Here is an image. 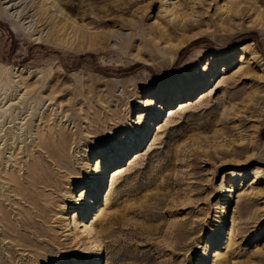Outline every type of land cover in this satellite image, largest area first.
<instances>
[{
    "label": "rangeland",
    "instance_id": "374dc122",
    "mask_svg": "<svg viewBox=\"0 0 264 264\" xmlns=\"http://www.w3.org/2000/svg\"><path fill=\"white\" fill-rule=\"evenodd\" d=\"M57 1L60 35L0 4V203L63 245L0 226V261L264 264V0Z\"/></svg>",
    "mask_w": 264,
    "mask_h": 264
},
{
    "label": "bare ground",
    "instance_id": "6f19581e",
    "mask_svg": "<svg viewBox=\"0 0 264 264\" xmlns=\"http://www.w3.org/2000/svg\"><path fill=\"white\" fill-rule=\"evenodd\" d=\"M0 4H2V5L6 4L5 9L8 10L9 15L11 17L20 18L19 19L20 21L21 20L26 21V19H28L30 17L34 18V16L35 17L37 16L38 17L37 22L38 23L41 22L42 25H44V24L48 23L49 20H51L53 17L64 16L63 18L58 19L52 26V29L54 31H56V34H58V35H60L61 33L65 34V32L67 31V28H68L66 25L67 22H73V25L77 23V19L74 18L57 0H38V1H36V0H0ZM35 7H36L35 13H33V15H30L31 14L30 12L32 10H34ZM12 10H15V11L11 12ZM167 13L171 14V16H174L175 19H180V15H181L180 12L173 13L170 10L169 11L167 10ZM109 20H111V19H109ZM30 21L32 22V19ZM23 22H21V23H23ZM11 24H13L16 27L15 29L18 30L19 26L17 27V25H15L16 22H11ZM186 27H187V25L185 24V26L183 28H186ZM148 35H150V33ZM164 36H165L164 38L169 37L167 30H166ZM70 37H72V36L70 35ZM144 39H145V42H148L147 38H144ZM149 39H151L153 41L152 38L149 37ZM14 70H16V68ZM16 98H17L16 94L12 93L10 95V97H8L6 99L7 102H11L10 105H11L12 109L14 110V112L18 108L17 105L19 104L16 101ZM23 101H24V99H23ZM2 113L3 112L0 110V114H1L0 118L4 117L2 115ZM10 117H12L14 120H16L17 118H20V117H18V115H15V114L14 115L12 114ZM47 135L51 136V133H48ZM39 146L42 147L41 142H40ZM12 149H14V148L11 147V150ZM17 149H20V147L15 148V151ZM65 149H67V145H65ZM34 162H36L35 165H37V163H38V165H39V166H37L38 170L35 173H32V168L30 167L25 172L26 176L31 179V181L30 180L28 181L25 178L27 180V183L29 182L30 185L33 186V188H34L33 191L37 190L38 188H41L42 186L56 187L59 183V179H58L59 176H57V174L54 173V170L51 169V167L48 164L47 165L44 164V162L40 158L39 154L33 160V163ZM33 163H31V164H33ZM35 165L34 166L32 165V166L35 168L36 167ZM104 171L106 172L107 170H104ZM4 176L9 180V182L7 183L9 188L7 187L6 190L11 191L13 189L16 191V190L21 189V186L24 187L23 186L24 183H22L21 180H19L20 178L15 172L5 171ZM4 188H5L4 185L0 186V195L6 196V192L3 191ZM6 201H8V200H6ZM90 203L91 202H89V204ZM15 204H16V202H14V200L13 201L10 200L9 202H5V203H0V226L3 228L1 230L2 231L1 232L2 237L6 238V237H11L13 235L9 230H7V227H10L12 229V231L17 232L18 236H20V237H24L23 234H24V232H26V229L28 230L30 228H33V229L37 230V232L40 234L39 236L45 235L49 238L48 240H43L41 242L43 249L51 250V249L55 248V245H58V244L63 245V243L60 241V236L56 232H49L47 234L44 231L43 225L39 221H37L34 218V216L31 213H29L28 210H26V209L19 212L23 216L21 219V227L22 228H18L17 230H15V225L12 222V218H11V210L9 209V206L14 207L13 205H15ZM15 208H18V207L15 206ZM34 241H35V239H34ZM34 241L29 240V243H30L29 246L33 245L36 242V241L35 242ZM71 241H72V243H74L73 240H71ZM26 246H28V245H26ZM7 251L9 253L8 258L2 257L0 264H12V260H14L18 255L14 248L7 249ZM100 257H101V255L99 256V258Z\"/></svg>",
    "mask_w": 264,
    "mask_h": 264
}]
</instances>
